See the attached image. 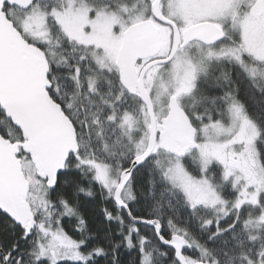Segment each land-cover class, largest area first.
Instances as JSON below:
<instances>
[{
	"label": "snow or ice",
	"instance_id": "6c2138e0",
	"mask_svg": "<svg viewBox=\"0 0 264 264\" xmlns=\"http://www.w3.org/2000/svg\"><path fill=\"white\" fill-rule=\"evenodd\" d=\"M0 264H264V0H0Z\"/></svg>",
	"mask_w": 264,
	"mask_h": 264
},
{
	"label": "trees",
	"instance_id": "16d2710c",
	"mask_svg": "<svg viewBox=\"0 0 264 264\" xmlns=\"http://www.w3.org/2000/svg\"><path fill=\"white\" fill-rule=\"evenodd\" d=\"M89 207L91 208L93 206L92 205H89ZM68 227L71 228V224H69ZM162 247L166 248L165 246H162Z\"/></svg>",
	"mask_w": 264,
	"mask_h": 264
},
{
	"label": "water",
	"instance_id": "95a60500",
	"mask_svg": "<svg viewBox=\"0 0 264 264\" xmlns=\"http://www.w3.org/2000/svg\"><path fill=\"white\" fill-rule=\"evenodd\" d=\"M166 247V246H165Z\"/></svg>",
	"mask_w": 264,
	"mask_h": 264
}]
</instances>
